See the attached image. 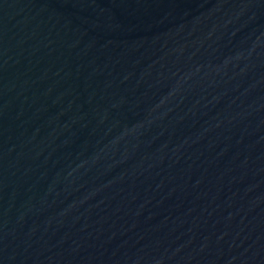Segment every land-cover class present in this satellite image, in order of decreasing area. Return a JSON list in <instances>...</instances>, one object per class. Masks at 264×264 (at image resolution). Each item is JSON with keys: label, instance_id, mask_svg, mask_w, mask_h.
Segmentation results:
<instances>
[{"label": "water", "instance_id": "obj_1", "mask_svg": "<svg viewBox=\"0 0 264 264\" xmlns=\"http://www.w3.org/2000/svg\"><path fill=\"white\" fill-rule=\"evenodd\" d=\"M0 264H264V0H0Z\"/></svg>", "mask_w": 264, "mask_h": 264}]
</instances>
